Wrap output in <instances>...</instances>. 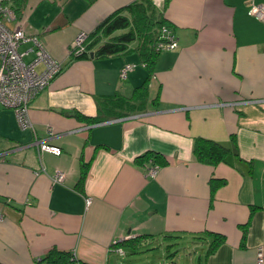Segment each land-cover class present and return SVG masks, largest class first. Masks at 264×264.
I'll use <instances>...</instances> for the list:
<instances>
[{
    "label": "crops",
    "instance_id": "1",
    "mask_svg": "<svg viewBox=\"0 0 264 264\" xmlns=\"http://www.w3.org/2000/svg\"><path fill=\"white\" fill-rule=\"evenodd\" d=\"M135 1L26 0L13 24L37 35L63 70L30 104L34 132L0 103V264H47L54 248L82 264H256L264 247V23L249 7L264 0H152L178 49L161 52L151 78L137 52L72 57L80 32L115 12L129 15ZM128 64L134 69L122 79ZM145 83L143 111L104 109V98H130ZM198 137L233 153L215 167L199 163ZM36 141L62 153L40 156ZM149 151L167 161L155 177L137 161ZM59 172L63 182L54 180ZM213 178L226 181L214 197ZM213 235L225 242L209 253Z\"/></svg>",
    "mask_w": 264,
    "mask_h": 264
},
{
    "label": "trees",
    "instance_id": "2",
    "mask_svg": "<svg viewBox=\"0 0 264 264\" xmlns=\"http://www.w3.org/2000/svg\"><path fill=\"white\" fill-rule=\"evenodd\" d=\"M169 0H166V4ZM26 0H14L11 3L17 18L19 19L23 13V7ZM129 15L122 11L115 12L95 29L89 33L84 44L83 53L73 55L74 59L90 58L91 53L94 57L104 58L119 54L137 52L143 64L149 69L151 78L153 66L162 51L158 50V44L161 41V30L163 27L172 28L164 17V8H158L152 0H136L130 7L126 9ZM125 12V11H124ZM148 84L137 88L130 98L121 94H116L103 99L104 109H117L119 117L130 114L132 112L143 111L147 104ZM77 117L78 114H75ZM88 124L99 123L103 117L84 118ZM231 142L237 148L238 142L235 136L231 137ZM231 145L217 142L210 139L198 137L194 140L193 154L199 163L217 166L225 163L229 155L233 153ZM237 154V151L235 150ZM139 163H153L160 168L167 164L165 158L159 153L147 152L137 159ZM225 180L212 179L210 182L211 194L214 197L216 190L225 185ZM214 241L210 246L209 253L213 252L221 244L225 242V238L219 235H213ZM151 237L144 235L136 239V243H141L146 238ZM122 244V243H121ZM73 255L70 252L60 251L56 248L50 250L44 261L47 264H72Z\"/></svg>",
    "mask_w": 264,
    "mask_h": 264
},
{
    "label": "built area",
    "instance_id": "3",
    "mask_svg": "<svg viewBox=\"0 0 264 264\" xmlns=\"http://www.w3.org/2000/svg\"><path fill=\"white\" fill-rule=\"evenodd\" d=\"M14 0H0V103L13 109L21 128L31 129L34 126L31 121L29 110L31 102L45 90L54 79L62 72V63L55 60L46 50L44 44L37 35L26 34L21 27L10 28L9 24L18 20L11 3ZM249 14L264 23V5L251 3ZM89 33L80 32L73 43V55L83 53L84 44ZM23 44H29L25 50H20ZM158 50L178 49V40L172 28L163 27L161 41ZM27 57H31L26 61ZM134 69V65H126L121 78L125 79L128 72ZM39 155L55 153L60 155L61 149L51 146L42 141H36ZM148 174L155 177L160 167L148 163ZM54 180L63 182L64 173H57ZM88 203L90 200H87ZM72 264H82L75 255ZM256 264H264V247L257 251Z\"/></svg>",
    "mask_w": 264,
    "mask_h": 264
},
{
    "label": "rangeland",
    "instance_id": "4",
    "mask_svg": "<svg viewBox=\"0 0 264 264\" xmlns=\"http://www.w3.org/2000/svg\"><path fill=\"white\" fill-rule=\"evenodd\" d=\"M15 23H17L16 21L15 22H12L11 24H9V26H10V28H12L13 27V24H15ZM21 49H23V48H21ZM20 49V50H21ZM174 254V253H173ZM175 254H177V252L175 253ZM132 256H127L126 258H131Z\"/></svg>",
    "mask_w": 264,
    "mask_h": 264
},
{
    "label": "water",
    "instance_id": "5",
    "mask_svg": "<svg viewBox=\"0 0 264 264\" xmlns=\"http://www.w3.org/2000/svg\"><path fill=\"white\" fill-rule=\"evenodd\" d=\"M91 58H94V53H91L90 55ZM153 243V242H152ZM146 244V243H145Z\"/></svg>",
    "mask_w": 264,
    "mask_h": 264
}]
</instances>
